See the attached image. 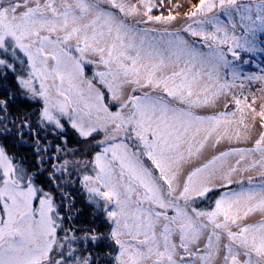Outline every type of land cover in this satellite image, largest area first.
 I'll list each match as a JSON object with an SVG mask.
<instances>
[{
  "label": "snow or ice",
  "instance_id": "obj_1",
  "mask_svg": "<svg viewBox=\"0 0 264 264\" xmlns=\"http://www.w3.org/2000/svg\"><path fill=\"white\" fill-rule=\"evenodd\" d=\"M155 7L0 0V264H264V0Z\"/></svg>",
  "mask_w": 264,
  "mask_h": 264
},
{
  "label": "rangeland",
  "instance_id": "obj_2",
  "mask_svg": "<svg viewBox=\"0 0 264 264\" xmlns=\"http://www.w3.org/2000/svg\"><path fill=\"white\" fill-rule=\"evenodd\" d=\"M247 2V0H245ZM153 3L157 4V7L153 8L151 15L157 16H167L169 12L172 14H177V20L172 22L170 25H152L153 27H156L157 29H160L163 31L165 28L169 31H176L180 29L182 26H185V13L192 10L194 5H197L199 3V0L194 2V0H153ZM172 5H175L174 8H171ZM176 5H180V8H177ZM143 27V25H141ZM180 35L184 36L186 39H188L190 42L194 41L196 46L198 48H201L203 51L207 52V48H203V42L198 37H191L187 33L180 32ZM260 33H257V47L255 51L253 52H241L240 53V59L235 60L230 54L228 55V59L233 62L235 65L236 71L239 74V79L236 81L237 88L235 89L238 96H241V90L239 88V85L241 81L244 84V88L242 90L243 96H247L249 102H251L253 94L258 98L257 99V106L260 103L259 97H261L260 89L264 87V84H262L259 81H249L246 79V77L251 75H264V45L261 44L260 41ZM239 51V50H238ZM87 72V69H86ZM89 75H91L90 72H88ZM227 79L229 81L232 80V76L229 73L227 76ZM242 98V96H241ZM234 107V106H233ZM232 187H236L233 185ZM225 190V189H221ZM84 215V217H88L90 220H92L91 215L89 213ZM91 223V221H90ZM75 226V225H74ZM76 227V226H75Z\"/></svg>",
  "mask_w": 264,
  "mask_h": 264
},
{
  "label": "trees",
  "instance_id": "obj_3",
  "mask_svg": "<svg viewBox=\"0 0 264 264\" xmlns=\"http://www.w3.org/2000/svg\"><path fill=\"white\" fill-rule=\"evenodd\" d=\"M196 1L197 0H194V2H196ZM174 6L175 5H172L171 8H174ZM19 151H21L23 153V152H27L28 149H20ZM220 191H224V190H220ZM76 199L78 202L77 206L81 207L82 205L79 203L81 200V196H80L79 192L76 193ZM86 214L87 213H84L83 215L77 217L78 222H75V224H74L76 227H89V226H91L92 220H90L88 217L87 218L84 217V215L87 216ZM90 221H91V223H90Z\"/></svg>",
  "mask_w": 264,
  "mask_h": 264
}]
</instances>
